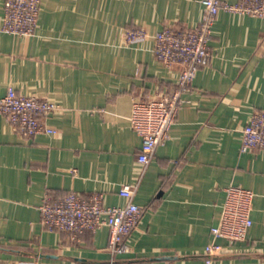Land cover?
<instances>
[{
    "label": "crops",
    "instance_id": "0c3cea01",
    "mask_svg": "<svg viewBox=\"0 0 264 264\" xmlns=\"http://www.w3.org/2000/svg\"><path fill=\"white\" fill-rule=\"evenodd\" d=\"M3 4L0 95L10 83L57 110L47 119L56 132L31 137L0 114V264H108L107 226L70 240L42 226L38 206L45 192L69 191H100L104 204L122 205L120 186L134 183L142 211L117 264H205L229 185L253 191L252 224L244 240L217 238L223 249L212 264H264V149L241 150L242 127L264 107V17L218 12L209 63L142 164L132 101L172 91L179 67L155 58L151 37L126 43L124 32L197 26L201 0H40L25 36L1 30Z\"/></svg>",
    "mask_w": 264,
    "mask_h": 264
},
{
    "label": "built area",
    "instance_id": "2783aa9c",
    "mask_svg": "<svg viewBox=\"0 0 264 264\" xmlns=\"http://www.w3.org/2000/svg\"><path fill=\"white\" fill-rule=\"evenodd\" d=\"M203 12L194 27L165 25L153 34L143 27L127 29L123 40L132 43L153 39L155 58L166 67H179V76L172 91L147 99L134 98L127 117L131 128L140 136L137 160L146 164L155 148L169 136L177 111L184 99L182 94L191 84L198 67L209 63L211 51L208 42L219 11L264 17V0H201ZM40 0H4L1 30L9 34H33L38 20ZM57 110L56 104L44 97L25 94L12 84L0 95V114L21 137L39 133H55L47 119ZM241 150L264 149V107L252 111L241 129ZM137 183L122 184L118 190L126 198L122 205H106L103 193L83 194L69 191L59 198L45 192L38 206L40 222L46 230L64 232L70 240H78L85 231L94 232L101 226L109 228L107 249L111 253L108 264H117L115 255L129 251L123 239L136 227L142 207L133 201ZM225 197L217 223L211 227L213 240L204 246V262L212 264L222 252L216 242L223 238L229 243L244 240L252 224L253 191L239 185L225 188Z\"/></svg>",
    "mask_w": 264,
    "mask_h": 264
}]
</instances>
